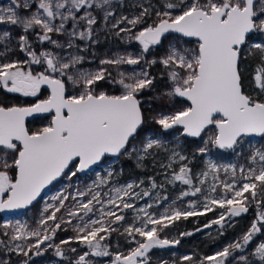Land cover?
I'll return each mask as SVG.
<instances>
[{
  "label": "snow or ice",
  "instance_id": "snow-or-ice-1",
  "mask_svg": "<svg viewBox=\"0 0 264 264\" xmlns=\"http://www.w3.org/2000/svg\"><path fill=\"white\" fill-rule=\"evenodd\" d=\"M64 181L34 223L0 224V264L49 250L67 264H153V250L224 236L248 215L238 236L179 264H264V0L0 5V212L31 210Z\"/></svg>",
  "mask_w": 264,
  "mask_h": 264
},
{
  "label": "rangeland",
  "instance_id": "rangeland-1",
  "mask_svg": "<svg viewBox=\"0 0 264 264\" xmlns=\"http://www.w3.org/2000/svg\"><path fill=\"white\" fill-rule=\"evenodd\" d=\"M8 2H9V0H0V5H6ZM110 47H111V44L106 43L105 45H103L101 47V51H104ZM83 67H86V68L87 67H94V64L86 63L83 65ZM248 71H249V73H251V67H249ZM248 86H249V89L251 90L252 85L250 82V77H249V81H248ZM8 95H9L12 103H15V102L16 103H24V102L28 101V99H30V97H21L17 94H8ZM36 99L37 98H33L32 101H35ZM47 123H48V117L47 118H38V119H36L30 123V127L32 130H36L38 128L43 127ZM253 139H254V141H260V138H258V137L253 138ZM233 159H234V157H233ZM224 162H227V159ZM100 170L101 169H97V171H100ZM137 172L140 175H144L143 172H140V171H137ZM128 178H129L128 176L124 175V176L120 177V180H121V182H123L124 180H126ZM84 179H87V177H84ZM158 179H161V178L158 177ZM64 183H67V182L64 181L61 183H55L53 186H51L47 190V192L43 195V200L40 201L39 203H36L35 207L31 208V210L24 209L22 211H19L17 213L11 214V215H2L0 213V224H3V223L8 222V221H11L14 223L16 220H21L22 222L27 221L29 224L34 223V220L38 219L39 210L43 207L44 202L48 201L51 195L62 190L64 187ZM82 186L83 185L81 184V187ZM168 192H169V199L174 198L175 195L177 194V190L173 189V188H169ZM140 203H143V202L141 201ZM73 223H75V221H73ZM180 226H182L181 221L177 222L170 229H166L164 234L168 235L170 237H174V236H177L178 233L181 231H191V230L180 229ZM246 228H244L242 231L246 230ZM205 231H208V230H205ZM242 231H240L238 234H235L234 236L230 237L226 242H228L229 240L238 236ZM71 235H73V232L71 231V229H69L68 231L58 232L57 237H56V242H59V240L67 238L68 236H71ZM226 242L217 243L214 246H212L211 248H209V250L207 252H203V251L198 250L194 244L184 243L181 240V244L177 245L175 247H171V248H167V249H155V250H153V253H152L153 264H158V262L161 258L169 260L170 264H171V261H176L177 264H179V260H180L181 256L191 255L193 253L197 254V256L211 255L214 251L217 250V248L219 246H221L222 244H224ZM112 243H113V250L114 251L117 250L115 248L116 243H119V245H120L119 250L127 251V249H128V245L124 241V239L122 237H117L115 233L113 234ZM73 246H75V245H73ZM82 250H83V248H82ZM69 256L73 259L75 258L74 255L71 253H69ZM13 258L15 259V257H13ZM34 259L36 260V264H67V261H61L60 258L54 257L51 250H49V252L46 253L44 257H37Z\"/></svg>",
  "mask_w": 264,
  "mask_h": 264
},
{
  "label": "trees",
  "instance_id": "trees-1",
  "mask_svg": "<svg viewBox=\"0 0 264 264\" xmlns=\"http://www.w3.org/2000/svg\"><path fill=\"white\" fill-rule=\"evenodd\" d=\"M126 167H127L126 170L128 168L133 167V162L131 161L126 162ZM136 171H140V170H136ZM147 174L149 175L152 174L150 169L148 170ZM125 176H128L127 171H126ZM211 216L212 214H209L208 217H200L199 224H197L195 219L193 218H190L188 221H181L182 226H180V229L193 231L195 228L205 223L207 219H209ZM250 221H251V215L238 218L234 228L228 229L224 236H220L215 239L214 237L216 236V234L213 232L212 236H209L207 233L210 230H208L204 232H197L193 236H190V237H184L182 241L184 243L194 244L198 250L207 252L209 248H211L215 244L226 242L230 237L234 236L235 234H238L240 231H242L244 228L248 226ZM80 250H82V248Z\"/></svg>",
  "mask_w": 264,
  "mask_h": 264
},
{
  "label": "flooded vegetation",
  "instance_id": "flooded-vegetation-1",
  "mask_svg": "<svg viewBox=\"0 0 264 264\" xmlns=\"http://www.w3.org/2000/svg\"><path fill=\"white\" fill-rule=\"evenodd\" d=\"M47 94H48V93L45 91V92H43L42 96L39 97V98H44ZM32 99H33V97H30V99H28V101H26V102H24V103H19V104H25V103L30 104V103H34L36 100H35V101H32ZM15 103H16V102H15ZM47 117H48V116H47V114H46V115H44V116H38V117L31 118V119H29V120L27 121V126L30 128V130H32L31 127H30V123H31L32 121H34V120H36V119H38V118H47Z\"/></svg>",
  "mask_w": 264,
  "mask_h": 264
},
{
  "label": "water",
  "instance_id": "water-1",
  "mask_svg": "<svg viewBox=\"0 0 264 264\" xmlns=\"http://www.w3.org/2000/svg\"><path fill=\"white\" fill-rule=\"evenodd\" d=\"M45 115H46V114H45ZM38 116H40V115H36V116L29 117V118L27 119V121H28L29 119H31V118L38 117ZM27 121H26V124H27ZM50 187H51V186H50ZM50 187H49V188H50ZM49 188H48V189H49ZM48 189H46L45 192L42 193V196L47 192ZM22 210H24V209H21V210H8V211L0 212V213H1L2 215H11V214L17 213V212L22 211Z\"/></svg>",
  "mask_w": 264,
  "mask_h": 264
}]
</instances>
